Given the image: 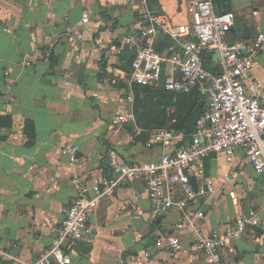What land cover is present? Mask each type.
<instances>
[{
    "label": "crops",
    "instance_id": "0c3cea01",
    "mask_svg": "<svg viewBox=\"0 0 264 264\" xmlns=\"http://www.w3.org/2000/svg\"><path fill=\"white\" fill-rule=\"evenodd\" d=\"M216 6L235 13L227 33L231 43L264 30V0H216ZM158 11L176 24L190 19L188 0H0V250L6 252L0 253V264L34 262L50 245L71 199L84 191L91 195L90 185L111 173V156L130 163L160 153L135 133L136 127L158 128L155 112L141 117L152 124L143 128L133 115V101L130 113L124 108L127 96L134 100L141 87L129 85L131 57L105 54L98 61L96 49H85L116 34V40L134 35L143 41L144 18ZM78 33L83 47L75 50ZM252 75L264 83V44ZM139 94L155 99L154 93ZM122 110L129 121L114 123ZM139 110L144 114L145 107ZM69 144L79 148L72 164L61 153ZM190 181L198 195L187 209L204 211L206 231L257 209L259 224L247 228L223 258L227 264H264L263 175L236 150L230 158L207 157L202 174L191 172ZM180 217L175 208H155L144 180L136 186L126 182L93 209L88 237L71 253L73 264H163L170 259L166 239L174 232L182 245L175 264H205L202 252L192 247L191 232L175 228Z\"/></svg>",
    "mask_w": 264,
    "mask_h": 264
},
{
    "label": "built area",
    "instance_id": "2783aa9c",
    "mask_svg": "<svg viewBox=\"0 0 264 264\" xmlns=\"http://www.w3.org/2000/svg\"><path fill=\"white\" fill-rule=\"evenodd\" d=\"M188 11L189 21L177 24L167 14L148 13L139 31L143 41L134 35H123L117 42L97 40L85 48L86 51L96 49L98 61L105 54L121 56L129 51V85L161 83L171 93V102L165 106V125L149 130L135 129V133L147 137L146 147L157 146L160 153L152 159H136L130 163L111 156V173L100 175L90 185L91 195L84 191L71 199L62 221L53 228L50 245L29 264H73L71 253L88 237V218L99 200L135 179L145 181L155 208L162 211L175 208L181 212L175 228L191 232L192 247L202 252L205 264H227L224 251L247 228L259 224L257 209L250 207L221 228L206 231L201 223L204 211L199 208L192 213L187 208L197 201L198 195L190 173L202 174L205 159L212 154L230 158L240 150L254 171L264 177V83L252 75L264 44V30H258L241 43H231L227 33L234 25V11H218L214 0H188ZM158 34L168 35L176 44L161 52L154 47ZM82 41V33H78L73 48L81 49ZM206 60L211 68L205 66ZM166 63L169 71L164 69ZM8 74L4 70V75ZM10 84L12 81L7 86ZM192 91L202 106L192 132L186 135L175 127L177 102L179 95ZM127 101H133L132 94L127 96ZM128 121L125 110L113 119L116 124ZM78 149L77 144H69L61 148V153L72 164ZM166 242L170 259L163 264H175L182 249L178 234H170ZM0 253L6 252L0 250Z\"/></svg>",
    "mask_w": 264,
    "mask_h": 264
},
{
    "label": "trees",
    "instance_id": "16d2710c",
    "mask_svg": "<svg viewBox=\"0 0 264 264\" xmlns=\"http://www.w3.org/2000/svg\"><path fill=\"white\" fill-rule=\"evenodd\" d=\"M214 3L216 6V0H214ZM216 9L218 11L230 10L228 8H225L223 10V9L218 8L217 6H216ZM154 13H157V12H154ZM160 35H164V34H158L157 37H159ZM171 42L172 40L169 38V36L166 35L160 39V42H159L160 46L156 45L157 43V40H156L154 47L158 50H161L162 49L161 46H165L166 48L167 46H169ZM122 59L124 61H127L124 55H122ZM205 66L211 68V64L208 60H206ZM127 69H129V66L127 67ZM158 86L159 85H157V87L155 85H141L140 90H139L143 94L154 93L155 99H153L154 100L153 102H149L148 99L144 100L143 98H141L139 94L140 92H137L134 97L133 108H132L133 115L135 117L137 124L143 128H151L152 124L141 121V117L143 116L147 117V115H149L148 113L149 111L151 112L154 111L155 115L153 116V118L159 120V122L156 124L155 127H162L165 125L164 123L166 121V113H165L164 108L167 104L171 102L172 95L169 91H167L164 88L162 84H161V87H158ZM197 102H200V100L198 99L197 95L193 91L190 93H186V94H182L178 96V102H177L178 114H177V122L175 124V127L179 130H183L186 135L189 132L185 128V122L188 119L189 115L191 114ZM142 106L145 107L144 114L141 113L139 110V108ZM28 122L30 123V121ZM141 137H145V134L142 133Z\"/></svg>",
    "mask_w": 264,
    "mask_h": 264
},
{
    "label": "water",
    "instance_id": "95a60500",
    "mask_svg": "<svg viewBox=\"0 0 264 264\" xmlns=\"http://www.w3.org/2000/svg\"><path fill=\"white\" fill-rule=\"evenodd\" d=\"M122 30H123V28L121 27L119 29V32H121ZM119 32H117V33H119ZM117 35L118 34H116L114 36V40H113L114 42H117V40L115 39ZM124 56L131 57V53L129 51H125L124 52ZM216 56H217L216 53H214L213 54V58L215 60H216ZM201 106H202L201 102H197L196 105H195V107L193 108L191 114L189 115L188 119L186 120V122H185V128H186V130L188 132H192V130L194 128V125H195V122L197 121V119L199 117V114L201 112ZM124 108H126L127 109V112L130 113L131 112V109H130L131 108V103L128 102L125 105ZM128 127L130 128V125H128ZM138 182H139L138 179H135V180L132 181L133 185H135V186L138 184Z\"/></svg>",
    "mask_w": 264,
    "mask_h": 264
},
{
    "label": "rangeland",
    "instance_id": "374dc122",
    "mask_svg": "<svg viewBox=\"0 0 264 264\" xmlns=\"http://www.w3.org/2000/svg\"><path fill=\"white\" fill-rule=\"evenodd\" d=\"M175 3H176V2H175ZM170 39H171V38H170ZM171 40H172V39H171ZM170 44H176V42H174V41L172 40V42H171ZM166 66H167V64H165V68H164L165 70L167 69ZM166 71H167V70H166ZM158 85H159V84H158ZM158 87H161V85H159Z\"/></svg>",
    "mask_w": 264,
    "mask_h": 264
}]
</instances>
